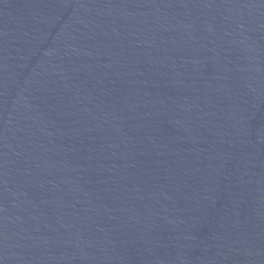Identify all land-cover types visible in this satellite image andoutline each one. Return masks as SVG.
<instances>
[{
    "label": "water",
    "instance_id": "1",
    "mask_svg": "<svg viewBox=\"0 0 264 264\" xmlns=\"http://www.w3.org/2000/svg\"><path fill=\"white\" fill-rule=\"evenodd\" d=\"M0 264H264V0H0Z\"/></svg>",
    "mask_w": 264,
    "mask_h": 264
}]
</instances>
